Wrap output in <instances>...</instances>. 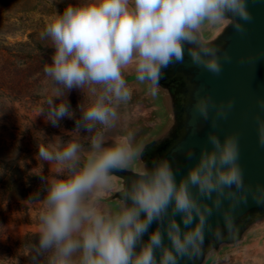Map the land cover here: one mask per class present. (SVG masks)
<instances>
[{"label": "clouds", "instance_id": "1", "mask_svg": "<svg viewBox=\"0 0 264 264\" xmlns=\"http://www.w3.org/2000/svg\"><path fill=\"white\" fill-rule=\"evenodd\" d=\"M252 19L248 0H79L47 18L39 35L53 49L43 68L51 89L39 115L53 127L73 119V131L89 136L87 148L76 139L36 143V157L55 175L38 174L43 196L31 264H180L201 254L206 231L222 235L209 222L214 209L230 231L233 210L249 195L264 205V184L245 183L236 133L221 139L209 131L210 147H201L179 181L166 157L153 159L151 167L135 166L144 146L134 144L133 131L110 145L104 134L116 127L119 107L131 99L126 71L155 97L164 70L183 63L186 49L194 65L219 76L221 48L206 33L231 26L244 35ZM223 59L231 62L227 52ZM72 90L82 96L76 110L68 100ZM258 104L264 109V98ZM233 106L231 98L216 103L209 95L193 105L204 120L214 110L213 128ZM257 123L264 146V120ZM185 156H195L192 147ZM126 170L134 178L121 189L117 209H104L100 193L110 190L115 172Z\"/></svg>", "mask_w": 264, "mask_h": 264}, {"label": "water", "instance_id": "2", "mask_svg": "<svg viewBox=\"0 0 264 264\" xmlns=\"http://www.w3.org/2000/svg\"><path fill=\"white\" fill-rule=\"evenodd\" d=\"M248 9L253 19L245 24L244 35L235 32L231 26L206 33V38L221 48L219 58L223 70L219 76L194 65L186 49L183 63L164 70L155 97L147 94L145 87L135 81L134 73L125 76L140 91L144 110L153 117V123L146 124L145 129L134 137V144L144 146L136 167L141 164L151 167L153 159L166 157L173 164L179 181L187 168L195 163L201 147H210L209 131H216L221 139L226 134L236 133L245 183L253 187L264 184V146L258 143L257 123L264 120V109L258 104V99L264 98V0H248ZM224 52L231 56L230 63L224 61ZM204 95L211 96L216 103L229 98L234 101L227 118H216L214 128V110H210L209 119L204 120L193 107L197 98ZM188 147L195 152L192 159L185 156ZM113 176L116 187L100 200L101 206L110 211L117 209L121 189L134 178V172L117 171ZM224 207H228L227 200ZM231 215L233 227L224 231L222 213L214 209L209 222L216 225L222 235L216 238L206 231L201 254L183 259L180 264H216L226 254L246 247H255L264 253V205H258L249 195L247 202L238 204ZM177 220H180L179 216ZM155 226L153 224L152 228ZM144 238L147 239V235Z\"/></svg>", "mask_w": 264, "mask_h": 264}, {"label": "rangeland", "instance_id": "3", "mask_svg": "<svg viewBox=\"0 0 264 264\" xmlns=\"http://www.w3.org/2000/svg\"><path fill=\"white\" fill-rule=\"evenodd\" d=\"M78 2L0 0V264H31L29 246L36 241L42 206L38 195L43 196L38 174L55 175L53 167L36 157V143L76 139L88 147L89 134L73 131V119H62L60 127H53L39 115L47 107L45 90L50 93L51 89L43 68L51 62L53 52L50 42L41 40L39 34L50 15ZM20 59L26 61L24 75L16 70L22 63ZM130 72L126 71L125 76ZM128 84L131 99L119 107L116 127L105 130L106 144L129 130L135 137L146 124L153 123L152 114L144 110L140 91ZM16 86L22 88L25 97L16 98L12 92ZM81 99L77 90L68 94L73 110ZM116 185L113 176L111 188ZM108 191L100 193L99 201ZM216 264H264V253L255 247L240 248Z\"/></svg>", "mask_w": 264, "mask_h": 264}, {"label": "trees", "instance_id": "4", "mask_svg": "<svg viewBox=\"0 0 264 264\" xmlns=\"http://www.w3.org/2000/svg\"><path fill=\"white\" fill-rule=\"evenodd\" d=\"M20 61H22V63L16 70H17V72L20 73V75H24V71H25L24 66L26 65V61L22 60V59H20ZM18 84L22 85V81H20ZM12 92L15 93L16 98L25 97V94L22 92V88H20V87H17V88L13 87ZM98 128H99V126H98Z\"/></svg>", "mask_w": 264, "mask_h": 264}]
</instances>
